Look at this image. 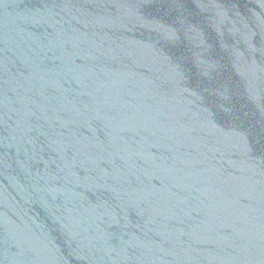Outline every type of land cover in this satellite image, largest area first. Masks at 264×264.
Masks as SVG:
<instances>
[{"label":"water","instance_id":"95a60500","mask_svg":"<svg viewBox=\"0 0 264 264\" xmlns=\"http://www.w3.org/2000/svg\"><path fill=\"white\" fill-rule=\"evenodd\" d=\"M0 264H264V0H0Z\"/></svg>","mask_w":264,"mask_h":264}]
</instances>
